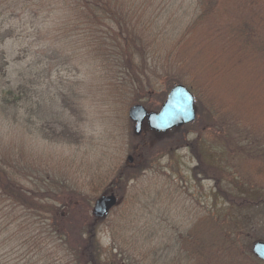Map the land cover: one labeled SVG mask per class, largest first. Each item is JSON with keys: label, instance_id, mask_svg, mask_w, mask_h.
<instances>
[{"label": "trees", "instance_id": "1", "mask_svg": "<svg viewBox=\"0 0 264 264\" xmlns=\"http://www.w3.org/2000/svg\"><path fill=\"white\" fill-rule=\"evenodd\" d=\"M1 1L0 9L9 2ZM263 1L197 0L194 15H184L179 19L173 11L177 4L175 1L169 4L172 9L168 10L166 0H48V8L63 9L70 18L58 30L56 42L61 43V47L54 49L52 56L58 59L66 54L69 41H83L82 48L101 59L99 63L109 76V85L122 92L123 96L129 92L140 98L142 94L156 92V79L159 77L155 66L160 64V60L155 53V44L162 37L164 43L166 40L181 47H178L177 54L169 52L170 64L167 66L176 69L187 67L194 76L193 81L195 78L200 80L199 86H193L188 81L175 79L169 85V91L178 84L189 85L199 106L200 88L208 89L212 97L219 98L223 109L235 113L240 122L256 121L264 126ZM174 21L177 27L173 26ZM15 33L14 28L0 25V126L8 123L22 125L17 132L25 134L24 126L30 129L33 125L42 134L46 132V125L38 128L37 124L44 123L47 118L43 113L38 114L43 104L40 94L34 90L33 77H30L29 84L25 80L15 86L8 79L9 61L2 47L15 37ZM32 66L37 68L38 64ZM168 92L162 93L163 103ZM59 96L58 102L63 110L75 112L67 98ZM147 99L146 96L136 103L146 105ZM51 120L56 127L50 129L44 139L56 144L80 143V133L74 125L67 121L58 122L54 117ZM191 125L175 129L176 134L170 140L175 144H185L199 161L195 179L199 174L203 180L214 179L202 165L196 141L185 140V128ZM147 150L144 145L138 149L141 165L126 163L123 167L97 169L91 173L83 187L87 194H83L77 191L78 188L75 190L66 183L53 180L47 171L30 162L31 158L25 157L22 151L7 148L0 139V264H102L99 227L111 214L105 219L95 216L88 219L83 218V209L88 208L86 204L91 205L88 203L90 197L107 192L105 188L110 184L116 187L113 194L120 201L115 210L118 217L125 220L123 233L109 226L117 247L113 250L116 252L112 254L111 264H196V258L199 259L197 250L205 249L189 250L198 244L205 247L198 232L180 233L179 248L170 256L164 250L155 251L154 241L146 237L145 228L137 232L127 228L132 209L128 214L123 201L125 193L131 195L143 174L157 162L155 157L147 154ZM250 173L264 180L263 165H253ZM214 181L218 195L231 202L226 191L219 189V181ZM148 183L154 185L164 202L160 183ZM68 189L74 197L77 196L70 202L65 198L70 191ZM150 194L149 189L142 193L147 197ZM133 197L135 204H141L139 196L138 199ZM77 201L81 205L74 208ZM218 226L214 227L216 237L221 236L222 239ZM227 241L224 239L223 242ZM150 245L152 250L148 251L146 247Z\"/></svg>", "mask_w": 264, "mask_h": 264}, {"label": "rangeland", "instance_id": "2", "mask_svg": "<svg viewBox=\"0 0 264 264\" xmlns=\"http://www.w3.org/2000/svg\"><path fill=\"white\" fill-rule=\"evenodd\" d=\"M42 1L9 0L0 9V25L16 30L15 37L2 47L9 61L8 79L15 86L25 80L29 84L30 77H33L34 90L40 94L43 104L38 114L43 113L47 118L44 123L37 124L38 128L46 125V132L42 134L33 125L30 129L24 126L25 134L17 132L22 125L8 123L0 126V139L4 145L22 151L25 157L31 158L30 162L47 171L53 180L66 183L75 190L78 188L77 191L83 194H87L83 188L85 181L97 169L123 167L126 163L141 165L138 149L144 145L148 149L147 154L155 157L157 162L143 174L131 195L125 193L123 201L128 214L132 209L130 218H125L129 222L128 229L137 232L145 228L146 237L154 241L155 251L164 250L170 256L179 248L180 233L198 232L205 247L198 244L189 250L205 249L197 250L199 259L196 258V264H264L253 254V246L258 242L264 243V180L250 173L253 165L264 166V126L256 121L240 122L235 113L223 109L217 96L212 97L208 89L200 88L199 106L196 99V123L185 128V140L196 141L202 165L212 178L219 181V189L226 191L231 199L228 202L218 195L214 179L203 180L200 174L195 179L199 161L185 144H175L170 140L177 130L158 134L150 131L145 123L142 134L136 136L135 125L129 119V110L134 105H142L149 112H158L163 105L162 93L169 91V85L175 79L199 86L200 80L195 78L193 81L194 76L187 67L176 69L167 66L170 64L169 52L177 54L181 47L166 40L164 43L160 37L155 44V53L160 60V64L155 66L159 77L156 79V92L142 94L140 98L129 92L123 96L122 92L109 85V76L99 63L101 59L82 48L83 41H69L66 54L58 59L52 56V51L61 47V43L56 42L58 30L70 18L65 10L48 8V0ZM172 1L177 3L173 7L177 18L194 15L197 0H166L168 10L172 9L169 6ZM173 26L177 27L175 21ZM261 37L264 41V28ZM35 63L37 68L32 66ZM59 95L67 98L75 112L63 110L58 102ZM146 96V105L136 103ZM52 117L58 122L67 121L74 125L80 133V143L56 144L44 139V135L56 127L52 125L55 123ZM130 156L133 163L128 161ZM149 181L160 183L164 202ZM115 188L110 184L105 188L107 192L90 197L88 203L91 205L86 204L88 208L83 209V218H93L96 202L104 196L114 195ZM148 189L151 190L150 199L142 195ZM68 190L65 198L69 202L75 200L77 196ZM133 196L137 199L139 196L141 204H135ZM76 203L74 208L81 205V202ZM124 221L115 210L99 227L102 264H111L112 254L116 252L113 250L117 248L109 226L123 233ZM217 224L221 228L222 239L221 236L216 237L214 227ZM224 239L228 241L224 243ZM152 246L146 249L151 251Z\"/></svg>", "mask_w": 264, "mask_h": 264}, {"label": "water", "instance_id": "3", "mask_svg": "<svg viewBox=\"0 0 264 264\" xmlns=\"http://www.w3.org/2000/svg\"><path fill=\"white\" fill-rule=\"evenodd\" d=\"M129 119L135 125L134 133L136 136L142 134L145 123H147L149 130L154 133H169L196 121L195 97L184 85H176L169 91L166 101L158 112H149L142 105H134L129 110ZM128 161L133 163V157H128ZM118 204V198L115 195L104 196L96 202L94 216L97 219H105ZM253 254L264 263L263 242L254 245Z\"/></svg>", "mask_w": 264, "mask_h": 264}]
</instances>
